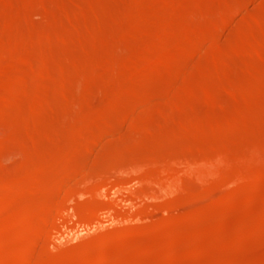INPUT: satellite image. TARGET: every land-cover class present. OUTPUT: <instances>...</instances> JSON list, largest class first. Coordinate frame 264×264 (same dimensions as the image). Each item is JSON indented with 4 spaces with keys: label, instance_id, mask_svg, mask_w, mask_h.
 <instances>
[{
    "label": "rangeland",
    "instance_id": "obj_1",
    "mask_svg": "<svg viewBox=\"0 0 264 264\" xmlns=\"http://www.w3.org/2000/svg\"><path fill=\"white\" fill-rule=\"evenodd\" d=\"M9 1L13 3L15 2V4L10 3ZM38 1L37 0H3L2 2V0H0V31H1L0 33L2 34L0 35V37L2 36L1 40L2 38L4 39L3 42L0 40V44L7 46L8 44H11L15 40H17L16 42H18L19 41L18 39L22 38L20 34L23 35V40L20 39L19 41L20 46L18 47L20 48L18 49V53L27 52L34 59L42 60L40 62L48 61L50 63L51 70H53L55 73L52 76V78H47L45 80H42L44 81L42 83H46L47 85L50 86V88L52 89V97L54 96L53 98H56L57 102L54 103L55 105L51 104L52 106L49 105V107H47L44 111L35 115V109L39 107V104L42 100V96L33 93L34 95L29 97L24 103L16 105L15 107L13 106L12 108H10L11 110L8 111V113L2 116L3 118L2 117L0 118V119H3L1 120L2 122H0V124H2V126L0 125V145L3 142H7V143L9 141L17 142V145H15L16 143L15 144L8 143L3 148L0 149V173H1L0 176L1 177L3 176L2 178L0 177V180H1L0 183L4 181V179L5 181H7V182L5 181L2 182L3 184L1 183L0 186L1 187L2 185L6 186L8 182L9 184H11V182L16 183V184L20 182L21 185H25L24 180L25 182H27L31 179L34 181L36 179L39 182L42 181L43 185L47 183L45 186L48 188H55L56 190L58 188V190L61 189L62 191L57 190L56 193L53 194L54 196L52 195L50 197L51 194L49 193L39 195V194L33 193L32 191L25 190L22 194H19V196L9 194L10 196L8 195L6 197L7 206H9L7 208L11 209L12 210L11 212H16L17 210L19 211V213L24 214V210H26V208L31 206L30 208H33V210L35 211V216L33 219L35 222H37V225L39 224V226L40 225L42 226L43 221H46L47 219H48V224L45 223L47 224V228L45 226L46 229L43 227L45 234L43 233L41 237L36 239L39 242L42 241L41 243L38 242V244L41 247H39L40 251H36L35 253L32 254V256L30 257L31 261L28 260L29 262H26V261L24 262L22 261V259L17 258L16 256H15L16 258L14 256H11L13 258L12 260L11 257L8 256L9 254H7L8 251H12L11 249L15 247L16 245L17 246L20 245V247L24 246V244L30 245L33 240L30 241L29 238H26L25 240L22 241V240H18V238H15L16 232L20 227V222L16 220L15 218H13L11 215H9L7 209H3L2 211H0V216H1L0 217V230H1L0 236H2L4 233H7L9 236V241L7 243L9 246H11L9 247L6 243V245H4V247L0 250L1 252L0 260L2 261L6 259L5 262H7L8 264L10 263L12 264H38L40 262L41 263L45 262L43 261V259L46 260L45 264H54V263L55 264H65V263L66 264L67 263L76 264V262H78L77 260H79L80 257H85L83 255H89L87 257H90V256L92 257V254L94 255L96 252L100 250L98 249L99 247L101 249L102 247L106 248L108 254L109 253L111 254V255L109 254V257L110 258L115 257L113 258V260H115L116 258L117 260H119L121 259V257L119 256L120 258H118V255H122L121 254L122 250L117 249L115 253L116 249L113 248L112 245L116 242V240L117 241L120 240L122 242L125 241V243L129 245L131 244V246L135 244L133 247L139 246L145 251L148 249L144 257H142L144 259L139 260V264H160V263L161 264H201V263L202 264L203 263L204 264H264V236H263L264 227L261 230V233L263 234L260 233L254 236L255 233L253 231L255 230V220H257L258 216L259 217L261 216L262 209L264 208V194H263L264 188H256V186L251 183L252 181H250L251 185L249 186L248 184L249 187L247 186V189L245 192L246 194L247 192H249L248 195H250V197L252 195H256L258 199H260V197L263 198V199L261 198L260 200H258L259 205L251 211L250 218H247L246 215H244L248 208V200L250 198H248L249 197L248 195L245 196V193H244L245 190H243L241 193L238 194V197L240 195L241 198L239 197V199L243 201V212L244 213L241 212L240 214H234V210L232 211V208H229L226 211V213L228 212L227 217L229 219L226 217V220L224 223H218L219 220L217 219V216L219 218L221 211L222 212L224 211L223 199L225 200V198L229 197L230 194L232 195L234 190L236 189L237 185L235 186V184H237L236 183L237 181L235 180L240 179V177L238 176L241 175L242 173L244 175L246 174L245 176L252 175V172L254 169L249 170V166L251 165V163L249 162H252V165L255 162H257V165L259 164L257 167L262 165V167L261 166L260 168L255 167V169L256 168L261 169L263 168V165H264V149H263L264 146H261V145H264L263 144L264 143V124H263L264 122L263 121L264 120L263 119L264 118V114H263L264 113L263 112L264 93H262L264 92V89H263L264 88V59H263L264 49L262 51L263 53L262 58L256 61L254 60L255 58H254L253 52L249 50L250 52L248 53V50L246 51L247 46L250 44V42H252L251 41L252 39H253L252 44H254L255 41L257 40H258L256 42L257 44L262 43L261 40L259 41V39H257L256 35L258 36V34L261 32L264 34V29L261 28L262 31H260V29L257 28L259 29L260 31L259 32L253 26L252 27L246 26L244 28L242 25L244 23L243 21L247 19L248 16H249V19H252L253 17L257 15L259 16L260 14L261 16H263L264 0H248L249 2L248 4H246L243 11L240 12L241 14L238 13L239 15H236L235 18L228 25H225V26L221 24V21H222L221 12L222 10H224L226 4H228V1H231V0H181V1L178 0V2L177 0H175V2L173 3L174 4L173 7L171 6L167 10H163L160 4H154V5H149V6L142 8L143 9L141 10L142 12L141 11L137 12V10H135L134 12V9H133L134 0L132 1L131 0H121V1L120 0H108L109 2L113 1L111 4L108 3L107 0H99V1L97 0V2L96 0H82V1L81 0H60V1L58 0H49V1L48 0H38ZM115 1L116 3H114ZM50 2L52 3L50 4ZM81 2H84V3L82 4ZM37 4L40 5L41 8ZM18 7L20 10L18 9ZM122 8L124 9L125 12L122 11ZM4 10L6 11L8 10V12ZM79 10H80V14H79ZM131 13H134V14L137 13L138 15L144 16V17H152L153 19L152 21L148 23L146 22L142 25H138L135 22V18L133 17ZM76 14H79L80 16ZM242 14H245L244 16L245 17L247 16V18H245ZM113 15H114V18H113ZM16 16L18 17L16 18ZM92 16L93 18H91ZM3 19H5V21ZM20 21H21V24H20ZM171 21L176 22V26L174 27L178 32H181V31L187 32L189 30L197 29L202 26L208 27L207 29L209 31L211 30L210 32L212 33L215 31L213 34H216V38L218 40H221V42L219 41L220 45L222 44V41H223V44L221 46H224L225 44H227V47H229L228 44L230 45L229 49L231 50H229L228 48H226V46H224L225 50L221 49L222 51L218 52L217 54L221 58L222 56H225V55H226L225 56L226 58L228 56L227 62L230 65L228 64L227 67L224 69L223 68L218 69V67L215 65V61H216L215 58H214L215 61L213 62V58H211V56H208L207 54L208 53V47H207V49L205 48V50L207 51L205 52L203 51L206 55L202 52L198 55V57L196 55H194V57L189 56L190 58L189 61L187 59L188 57L185 58L184 61H178L176 64H174L175 66L174 65L170 66L171 68L161 67L162 69L163 68L164 69L162 70L160 68V71L156 70L153 73V75H151L150 77L152 78V80H149L147 82L148 84L142 87L138 92H135V94L134 92L133 94L131 93L129 95L126 94V91L128 92V90L131 89V87L134 85V82L131 80H123V79L116 77V75H114V72L108 69V66L115 65V63L118 62L116 66L120 69H123L126 66L130 65L129 62L131 58L135 56L137 58L141 57L144 54V51L148 48V46H150L152 42H154L157 39V36L162 31H164L166 25L170 23ZM3 22L4 23L6 22V23L4 24ZM23 23L24 25H22ZM240 26H242V28ZM12 27H15V28H12ZM19 27H21V29H19ZM219 27L221 29H219ZM97 28H99V31ZM117 28L118 29L120 28L119 31ZM39 29H41L42 31L44 30V31L40 32ZM22 30H25L26 32ZM246 32L248 34H246ZM14 34H17L16 36L18 38L14 37ZM234 34L235 36H233ZM261 34H259L260 36L258 37L260 38L263 37V34L262 35ZM5 36L6 37L8 36L7 40ZM31 36H33L34 39ZM44 36H51V42L47 44L46 47L45 45H42V44L39 45V41ZM155 36H156V39H155ZM13 38H14V41H12ZM246 39H248V41L250 42H248ZM8 40L9 41L11 40V41L9 42ZM31 40L32 42H30ZM21 41L23 42L22 44H21ZM262 41H264V37ZM247 42L248 44L246 45ZM244 44L246 46L242 47L244 46ZM263 45H264V42H263ZM231 46L234 47L235 52ZM29 47L30 49H28ZM125 49L127 50L126 52H125ZM223 50L225 51V53L232 54L233 52L234 53L232 54L233 57L231 56V54L224 55ZM226 50L228 52H226ZM244 53L250 56H247ZM203 55L205 56V58ZM202 57L204 59H202ZM237 57L239 58L237 59ZM248 57L252 61H254L255 64L257 62L258 65H255L252 61H251L252 63L250 62L251 64L248 63V61L250 60ZM233 58H236V59H233ZM185 61L186 63H184ZM232 61L234 64L230 63ZM194 62L196 66L194 65ZM22 64L23 63H19V62L14 63V61L10 63L9 61L8 62L4 61V63L0 62V69L3 68L4 70L9 71V69H12L13 67L14 68L17 67L16 69L25 68L26 64H23V65ZM182 64H184L185 66L184 65L182 66ZM205 65L208 68L205 67ZM61 66H65V67L69 66L68 71L60 72ZM211 66H212L213 71L211 69ZM190 68H192V71ZM87 69H89V72ZM166 69H168L169 72H167L168 70ZM177 69L179 72L177 71ZM183 71L184 73L186 72V76L183 74ZM170 73H174L172 75H175V76L177 75V77L173 76V78H171L172 76L170 75ZM165 75L166 76L168 75L167 76L168 78ZM219 75L221 76L222 79H220ZM66 78H71L73 82L75 83H73L72 89L66 92L65 95H63L61 93V84ZM216 78L221 80L223 83H226L225 85L227 86V90H225L227 92L225 91L223 92L222 97H220L221 100L212 99L211 97L207 95L209 92H212L217 86V82H215L217 81ZM186 79H188L189 81ZM77 80L79 82V85L76 83ZM174 80L178 81L179 83L181 82L182 83L179 84L175 82ZM170 81H171V84L175 82L177 85L178 84L179 85L177 86L176 84L174 85L172 84L171 86V84H169ZM253 81L255 82L256 85L258 84L259 86L250 85L252 84ZM38 82H41V81H38ZM38 82L36 83V80L34 79L29 80V87L33 90V92L35 91L34 89L38 87L39 85ZM160 82H161V85H160ZM165 82L167 83L168 86L163 85L165 84ZM185 83H187L188 86L189 85L195 86L197 84L198 86L196 85L195 87H197L198 89H200V87H203V89H201L202 91L198 90L197 93L201 91L203 93L202 97L204 96L205 99L202 98L201 95H200L201 99H198L199 95L197 94L195 98L194 97L187 98V96L185 95L183 96L181 95L179 97L178 94H179V90L181 89L180 86L181 87L185 86L186 85ZM36 84L38 85L35 86ZM213 85H214V89H213ZM73 86L76 88L74 89ZM164 86H165V89L163 88ZM175 86H176V89H175ZM0 87H2V84L0 85ZM156 87L157 88L159 87V88L157 89ZM169 87L170 88L172 87L174 91L170 89ZM260 87L262 90H260ZM85 90L86 91L88 90L91 93L86 94L84 93ZM250 91H252V93H250ZM5 92H6V88L5 86H3L2 91L0 89V96L3 95ZM121 94L123 97H127L125 98L126 104H127L126 105L127 110H125L126 108H123L121 105H116V109L118 110L115 109V111L109 115L108 122L110 123H107L109 125L104 124L103 122L94 123V121H98L97 115L100 114L101 111L107 107V105H109L110 96L116 95V96L121 97ZM72 97H73V100H72ZM31 98L33 100H31ZM77 100H79L81 103H79V101ZM172 100H174L175 102ZM176 100L178 102H176ZM84 101L86 102L84 103ZM143 103L144 105L148 106V109H145V110L140 109L135 113L130 112V110L135 107L134 104L137 105V104H143ZM219 105L221 106L219 107ZM222 105L224 107L226 105L227 110L224 107H222ZM217 109L219 110L218 111L219 114L216 113ZM214 110H216V112ZM25 111L27 112V114L25 113ZM227 111L231 114L229 115ZM116 113L117 115H115ZM16 114H18L17 117H16ZM245 115H247L246 117H249V118H246ZM260 115L261 117H259ZM260 118L262 119V121H260L261 120ZM86 119L88 120L93 119V124L91 125V127L83 129V124ZM200 119L201 120L203 119V122ZM229 119H231L230 122H229ZM245 119L247 120L245 121ZM215 120L218 123H216ZM25 121H26V124L24 125L23 123ZM190 121L193 122V124ZM231 122L232 123L234 122V125H235L234 127L237 129L231 128V126H229V125H232ZM80 123L81 125H79ZM136 123H139V124L135 125ZM185 123H186V126H185ZM227 123H228V126H227ZM248 123H251V124H248ZM204 124H206L205 126L207 128H205ZM217 124L218 126H216ZM211 125L214 127H212ZM131 126L138 127L139 129L134 130V128L132 129ZM189 126H192L191 130L192 128L194 129L196 128L195 129L196 132H194L193 130H192L193 132L190 131ZM225 126H227L226 128L230 127L232 130L234 129L236 132L234 130L230 131V128H228V132H227L226 128H224ZM200 127L205 130L204 134L200 132V131H204L203 129L199 130ZM178 128L179 130L182 128V130L177 131ZM184 128L187 129L188 131L187 134L190 133L191 135L192 133H195L194 135H192L193 138L190 135H189L190 137H188V135L186 133L185 135L183 132L182 135H185L184 137L177 135V136H180L181 138L183 137L181 142H179L180 141L179 139H181L180 137L178 138L179 141H177V138H175L177 136H175L173 139V135L179 134V132L181 131L187 132L186 129ZM216 129L217 130L219 129L220 132L219 130L216 131ZM221 129H222V132H221ZM174 130L177 133L174 134ZM47 131L48 133H46ZM170 131L172 132V135H170L171 134ZM96 132L99 135L104 134V136L102 135L101 136L102 138L100 137L98 139L96 138L98 137ZM94 133L97 135L96 137H93L95 136ZM166 134L170 136V137L168 136L170 141L167 140ZM197 134L200 136L201 134H203L202 138L203 137L204 138L202 139L200 136L197 137L196 136ZM43 135L46 136V139H45V136ZM48 136L49 138H47ZM89 136L91 138H88ZM10 137L12 139H14L15 137V141L14 140L11 141V139H9ZM56 137H58V139H56ZM103 137L104 139L106 138L107 140L106 139L104 140ZM34 139L36 140V146L33 144L31 145L33 146V149H34L33 150L32 147L30 146L31 143L29 142L32 141V143L33 142L35 143ZM44 139L46 140V142ZM152 139L154 141V144L155 143L162 144V147H160L159 144L156 145L157 147L154 146L153 141H151ZM226 139L228 140L226 141ZM165 140L168 141V143L165 142L166 145L164 144ZM24 141L26 142L29 141L27 142L29 145L25 144L26 142ZM90 141H93L94 145L90 144V145L85 146L84 143L90 142ZM216 141L219 142V145ZM42 142L44 143V145H46V147L48 145V147L47 148L45 146L43 147ZM71 142L74 145L71 144ZM151 142H152L151 145L153 146L149 145ZM169 142H173V143L169 144ZM78 144L79 146L80 145L83 146L82 150H84V152L81 150L82 146L77 147ZM12 145L14 146V148L12 147ZM220 145L221 146L223 145V146L220 147ZM89 146H91V149L89 148ZM217 146L221 150H223L222 154L221 152H219L221 151L220 149L219 151L217 150L218 148ZM27 147H28V150L30 149V151L32 152L30 153L28 151V153L31 154V155L29 154L30 157L32 156L31 158L29 157L28 153L25 154V152L27 151L26 150ZM122 147L125 150L123 152L125 154L122 153V150H123ZM136 147L137 148L139 147V148L137 149ZM48 148H51V150L50 151L47 150ZM134 148L137 149V151ZM140 148L142 149V152L144 154L141 152ZM156 148L157 149L159 148V149L156 150ZM42 149H44L43 152H42ZM74 149L77 153L73 151ZM152 149H155L156 151ZM227 149H229L230 151ZM254 149L257 150L256 151L257 153H260L259 154L260 158L256 156L258 154L255 155ZM151 150L155 151L156 153L155 152L151 153L152 152ZM224 150L227 152L226 155L224 153L225 152ZM45 151L46 152L49 151L47 153L48 155L45 154ZM134 151H135V154H133ZM138 151L141 152L142 154L139 153ZM207 152L212 154L213 156L209 155L212 157L210 160L207 157V160L205 163H207L208 160H209L208 161L209 163L205 164L204 163L205 159L203 158L205 157V155L206 156L208 155ZM251 152H253L252 153L253 155L251 154ZM60 153L62 154L60 155ZM246 153L247 155L250 154L247 158H246L247 156ZM87 154H90V155H87ZM120 154H122V156ZM189 154H191V156L189 157L191 160H193L192 158L194 157L195 160L197 161V163L195 162L196 163L195 167L193 166L195 165L193 164L195 160L191 161L192 164L191 162L189 163L190 166L191 165L193 166V167L191 166V169L192 168L196 169L197 166L199 167V165L197 164H200L201 167L199 168H201L200 170H202V167L207 165L205 166L207 167V169L203 167L202 174H200L201 171L198 172L197 174H194L196 171L192 170L191 172L192 175L190 176L191 174L189 173L190 171H188L189 175H187L186 168L189 167V165L187 166V164L190 160L187 162V164H185V162ZM75 155L77 156L75 157ZM151 155L152 157L157 158L156 161L158 162H156L154 158H153L154 159V162H153L152 161L153 159L151 160ZM234 155H237V156H234ZM123 156H124V159H123ZM238 156H239L238 160L243 164V167H245V169L242 167L241 163L237 161ZM251 156H253L254 158ZM227 157H232V158L229 159ZM240 157H244L246 160ZM121 158H122V161H121ZM31 159L32 161H30ZM225 159H228L229 161ZM253 159L255 160L254 163H253L254 161ZM200 160H202L203 162L202 161L200 162ZM211 160H213L214 163L211 162ZM244 161H248V164L250 165H248L247 162H244ZM30 162L32 163L29 166L28 164ZM55 162L57 163V165ZM238 162L240 164L239 169H237L239 165ZM34 163L35 164L37 163L38 169L34 168L35 167ZM65 163H66V167L70 166L69 168H71V171L65 177L67 181L64 178L61 179L62 178L61 172H63V170L65 169L64 167ZM151 163H154L156 167H154V165ZM158 163L161 165H159ZM164 163L168 164L169 170L164 169V168H167ZM201 163H204L205 165L204 164L202 165ZM42 164H44L45 166L47 165V166L46 167L44 165L42 166ZM73 164L75 165V167L72 166ZM149 164L151 166L153 165L154 169L150 168L151 169L150 170ZM32 165L34 166L32 167ZM107 165H109V167H107ZM211 165H217L219 167L216 168V166L214 167L212 166L211 168L209 167ZM235 165L237 167H235ZM26 166L27 168L32 167V169L34 168V170H31V168L30 170H28L27 168H25ZM161 166L162 167L164 166L162 170L159 169ZM39 167L42 168L45 173L42 172L43 174L39 173L41 174L39 175L38 171L42 170V169H39ZM47 167H48V171L46 170ZM76 167H79V168H76ZM181 167H183L182 171L185 172V173L181 172L183 173V175H181L180 173L181 170L179 171ZM240 167H242L243 169L241 170ZM253 167H250V168H253ZM82 168H84L85 170H83ZM213 168H215L214 171H212ZM35 169L37 172L35 171ZM57 169L59 170V172L56 171ZM175 169H177L178 171L175 172L174 171ZM226 169H228V171L229 170L231 171L232 169V172H229V175H232L231 173H233V171L234 173H236V176H237V177L235 176L236 179L233 177L235 179L234 180L235 184L229 183V181L228 183L225 182L222 184L221 180L218 181V179L221 178L220 176L222 175V173H224ZM147 170L150 172L152 171V173L154 172L153 175L150 173L153 177L149 174V172L147 173ZM163 170H166V174H167V171H171V173H169L171 175L167 174L166 176L167 179L158 178V177H161V175L157 174V171L161 173L163 172ZM220 170H223V172L221 173ZM247 170L250 171V173L248 172L249 174L247 173ZM262 170H264V168ZM33 171H35L36 173ZM53 171L55 172V175ZM79 171L80 173L81 172L82 173L81 174L77 173V174H80L81 176L76 175L77 177L75 178L74 177L75 173ZM173 172L175 174H173ZM32 173L33 174L35 173L34 174L35 178H33L34 175ZM49 173L51 174L49 175ZM163 173H164L163 175L165 176V171ZM177 173L180 175V176L178 175L180 178L177 177L176 179L175 177L177 176ZM36 175H38V177H36ZM47 175L49 176L47 177ZM234 175L235 174H233V176ZM5 176L6 178H4ZM8 176H9V180L7 178ZM10 176L11 177L13 176V177L11 178ZM147 176L149 177L151 176L152 178L156 177L155 180L156 179L157 180L154 181V179L148 178ZM164 176L162 178H164ZM168 176H171L172 180H168L170 179V177ZM173 176H174V180L172 178ZM242 176L243 175H241V177ZM46 177L47 179H45ZM19 178H23V179L21 180ZM41 178L45 180V182L47 180V182L45 183ZM14 181H17V182H14ZM74 181L78 182L77 185ZM61 182H62V186L65 185L64 187L61 186ZM52 184L54 185V187L52 186ZM256 189L257 191L258 190H261V191L260 192L258 191L257 193ZM251 191L256 192V194L254 192L251 193ZM55 195L57 197H55ZM244 196L246 198H244ZM30 197L32 199L31 202H30L31 199H29ZM10 198L11 200H9ZM38 198H41L42 200L41 204L39 203L35 204V200H37ZM14 199H16L15 202H13ZM27 201L29 203H27ZM43 201H45V203ZM221 203H223V205ZM12 204L14 206H12ZM46 208H48V210L51 208L50 213L52 211L53 214L49 213V214L43 215L41 212L43 209H46ZM230 209H231V212H230ZM4 212H6L7 214ZM4 214H6V217ZM201 214L205 216H209L208 218L211 220V223L208 224V222L207 223L199 222L198 219L200 216H202ZM215 214H216V218H215ZM48 217H50V220ZM51 217L52 218L54 217L52 219V222H51ZM212 220L213 222L216 220L215 221L216 225L212 223ZM251 221H253L252 225L251 223H249ZM1 222L3 223V225L1 224ZM167 226L172 227L173 231L176 234L180 235L182 232L180 236L184 239L182 240L184 242L181 241L180 243L174 246L175 248L177 247L176 250H174V247H173V251H172L173 253L168 252L166 250L167 242L164 240L165 238L163 234ZM203 227H205L206 229H202ZM158 228L161 230H159ZM178 228L180 231L178 230ZM241 228L242 229L250 228L251 232L245 233L243 232ZM157 229L159 233L158 231L155 232ZM190 230L194 231L193 232L194 234L191 231L189 235L188 232H190ZM203 230L204 231L206 230V231L204 232ZM241 230L242 232H240ZM220 231H222V236L220 237L219 242L217 241L216 242L217 244L215 243L214 247L208 250L207 252V254L209 253L208 255L206 254L203 256V258H201L202 256L199 255L197 252L198 248H201L203 246L205 247L206 238H209L211 236H217ZM259 235L260 237H258ZM189 238H192L193 240L192 239L190 240ZM129 239L134 243H132ZM126 241H128L129 243ZM187 241L188 242L191 241V242L188 243ZM22 242H24V244ZM154 242L155 243L157 242V243L155 244ZM220 242L222 245L220 244ZM146 243L147 245H149L147 248L145 247ZM158 243L160 244L157 245ZM193 243L195 244V246H198L199 244L200 247H197V248L194 246H190L191 248L188 247V245H193ZM200 243L203 245H201ZM5 246H8V247H5ZM155 247L158 248L159 250L158 253L157 251H153ZM192 247L193 249L195 248V250H193ZM5 248H7L8 250H5ZM9 248L11 249L9 250ZM96 249L98 250L96 251ZM181 249H182V252H181ZM2 250H4V252H2ZM149 253L152 257H149L150 256ZM5 255H6V258H5ZM130 256L131 257L129 259L133 260L132 259L133 255H130ZM162 256L163 258H161ZM177 256H178V259L174 260L173 257L175 258ZM153 257H154V260H153ZM39 259L40 261L38 262ZM32 260H33V263H32ZM141 261L142 263H140ZM35 262H38V263H35Z\"/></svg>",
    "mask_w": 264,
    "mask_h": 264
},
{
    "label": "bare ground",
    "instance_id": "obj_2",
    "mask_svg": "<svg viewBox=\"0 0 264 264\" xmlns=\"http://www.w3.org/2000/svg\"><path fill=\"white\" fill-rule=\"evenodd\" d=\"M38 1V0H37ZM49 1V0H48ZM58 1H60V0H58ZM82 1V0H81ZM99 1V0H98ZM121 1V0H120ZM132 1V0H131ZM181 1V0H180ZM2 2H3V0H2ZM10 2V1H9ZM36 2V1H35ZM39 2V1H38ZM55 2V1H54ZM65 2V1H64ZM96 2H97V0H96ZM107 2L108 3H112L113 1H111V2H109L108 0H107ZM175 2V0L173 1V0H134V12H135V10H137V12H139V11H141V10H143L142 8H144V7H146V6H149V5H154V4H160V6H161V8L163 9V10H167V9H169L171 6L173 7V3ZM177 2H178V0H177ZM212 2V1H211ZM248 0H231V1H228V4H226V6H225V8H224V10H222V12H221V24L223 25V26H225V25H228L234 18H235V16L236 15H239L238 13H240V12H242L243 11V9L245 8V6H246V4H248ZM6 3V2H5ZM10 3H13V2H10ZM31 3V2H30ZM41 3H42V1H41ZM52 2H50V4H51ZM82 4L84 3V2H81ZM87 3V2H86ZM107 3V4H108ZM114 3H116V1L114 2ZM127 3V2H126ZM8 4V3H7ZM13 4H15V2L13 3ZM38 4H40V3H38ZM37 4V5H38ZM47 4V3H46ZM50 4H48V5H50ZM54 4V3H53ZM52 4V5H53ZM56 4V3H55ZM60 4H62V3H60ZM59 4V5H60ZM81 4V5H82ZM98 4H100V3H98ZM180 4V3H179ZM185 4V3H184ZM30 5V4H29ZM76 5V4H75ZM79 5V4H78ZM89 5V4H88ZM87 5V6H88ZM127 5V4H126ZM38 6H40V5H38ZM87 6H86V8H87ZM110 6V5H109ZM125 6V5H124ZM133 6V5H132ZM47 7H49V6H47ZM97 7V6H96ZM95 7V8H96ZM98 7H99V5H98ZM12 8V7H11ZM40 8H41V6H40ZM67 8V7H66ZM84 8V7H83ZM94 8V9H95ZM101 8V7H100ZM3 9V8H2ZM18 9H19V7H18ZM24 9V8H23ZM28 9V8H27ZM69 9V8H68ZM77 9V8H76ZM20 10V9H19ZM34 10V9H33ZM70 10V9H69ZM81 10V9H80ZM80 10H79V14H80ZM103 10V9H102ZM197 10V9H196ZM195 10V11H196ZM4 11H6V10H4ZM16 11V10H15ZM25 11V10H24ZM99 11V10H98ZM122 11L123 12H125L124 11V9L122 8ZM213 11V10H212ZM257 11V10H256ZM260 11V10H259ZM6 12H8V10L6 11ZM67 12V11H66ZM86 12H88V11H86ZM97 12V11H96ZM100 12V11H99ZM102 12V11H101ZM142 12V11H141ZM140 12V13H141ZM82 13V12H81ZM95 13V12H94ZM122 13V12H121ZM139 13V14H140ZM175 13V12H174ZM197 13V12H196ZM256 13V12H255ZM258 13V12H257ZM262 13H263V11H262ZM9 14V13H8ZM20 14V13H19ZM68 14V13H67ZM79 14H76V15H79ZM93 14V13H92ZM91 14V15H92ZM132 15H133V17L135 18V22L138 24V25H142V24H144V23H148V22H150V21H152V17H144V16H140V15H138L137 13H131ZM143 14V13H142ZM241 14V13H240ZM246 14V13H245ZM245 14H242L243 16L245 15ZM22 15V14H21ZM24 15V14H23ZM73 15V14H72ZM75 15V16H76ZM88 15V14H87ZM95 15V14H94ZM101 15V14H100ZM118 15V14H117ZM127 15V14H126ZM168 15V14H167ZM4 16V15H3ZM13 16V15H12ZM80 16V15H79ZM166 16V15H165ZM255 16V15H254ZM263 16H264V14H263ZM263 16H261V14L258 16H255V17H253L252 19H249V16H248V18H247V16L245 17V18H247V19H245L243 22V27L245 28L246 26H250V27H255L256 29L257 28H259L260 29V31H262L261 30V28L262 29H264V17ZM10 17V16H9ZM18 16H16V18H17ZM63 17V16H62ZM90 17V16H89ZM120 17H121V15H120ZM124 17V16H123ZM132 17V18H133ZM178 17V16H177ZM244 17H242V18H244ZM4 18V17H3ZM23 18H24V16H23ZM49 18H50V16H49ZM73 18V17H72ZM71 18V19H72ZM80 18H82V17H80ZM91 18H93V16L91 17ZM95 18H97V17H95ZM113 18H114V15H113ZM112 18V19H113ZM133 18V19H134ZM4 21H5V19H3ZM19 20V19H18ZM64 20V19H63ZM74 20V19H73ZM73 20H71V21H73ZM172 20V19H171ZM91 21V20H90ZM94 21V20H93ZM118 21V20H117ZM236 21H238V20H236ZM14 22V21H13ZM23 22H24V20H23ZM95 22V21H94ZM110 22V21H109ZM4 23V22H3ZM6 23V22H5ZM4 23V24H5ZM26 23V22H25ZM92 23V22H91ZM97 23V22H96ZM95 23V24H96ZM119 23V22H118ZM13 24H15V23H13ZM17 24H18V22H17ZM20 24H21V21H20ZM28 24V23H27ZM76 24V23H75ZM101 24V23H100ZM116 24H117V22H116ZM187 24V23H186ZM8 25V24H7ZM6 25V26H7ZM11 25V24H10ZM22 25H24V23L22 24ZM70 25V24H69ZM98 25V24H97ZM256 25V26H255ZM258 25V26H257ZM17 26V25H16ZM15 26V27H16ZM27 26V25H26ZM34 26V25H33ZM83 26V25H82ZM93 26H94V24H93ZM174 26H176V22L175 21H171L170 23H168L167 25H166V27H165V29H164V31H162L158 36H157V39H156V36H155V41L154 42H152V44L150 45V46H148V48L144 51V54L141 56V57H139V58H137L136 56L135 57H132L131 58V60H130V65H128V66H126L125 68H123V69H120V68H118L116 65H117V63H115V65H110V66H108V69L110 70V71H113L114 72V75H116V77H118V78H120V79H123V80H131V81H133L134 82V85L131 87V89H129L128 90V92L126 91V94H133V92H134V94H135V92H138L142 87H144L146 84H148L147 82L149 81V80H152V78H150L151 77V75H153V73L157 70V71H160V68L161 67H170V66H173L174 64H176L178 61H184V59L185 58H187L188 59V61H189V56H192V57H194V55H196L197 57H198V55L200 54V53H202L203 51L205 52V51H207V50H205V48L207 49V47H208V56H211V58H213V62L215 61V65L218 67V69H221V68H226L227 67V65L229 64L228 62H227V60H228V56H227V58L225 57L226 55L225 54H231V53H225V49H224V46H226V48H230V45L228 44V46L229 47H227V44H225L224 46H221L222 44H223V41H222V44L220 45V42H221V40H218L217 38H216V34H213L212 32H210L207 28L208 27H205V26H202V27H200V28H197V29H193V30H189V31H187V32H183V31H181V29H180V31L181 32H178L176 29H175V27ZM197 26V25H196ZM10 27V26H9ZM15 27H12V28H15ZM24 27V26H23ZM31 27V26H30ZM30 27H28V28H30ZM101 27V26H100ZM103 27V26H102ZM156 27V26H155ZM215 27V26H214ZM213 27V28H214ZM241 28H242V26H240ZM250 27H248V28H250ZM27 28V29H28ZM34 28H36V27H34ZM37 28H39V27H37ZM41 28V27H40ZM91 28V27H90ZM95 28V27H94ZM112 28V27H111ZM212 28V29H213ZM225 28V27H224ZM239 28V27H238ZM244 28H243V30H244ZM19 29H21V27H19ZM32 29V28H31ZM98 29V31H99V28H97ZM97 29H96V31H97ZM102 29V28H101ZM118 29V28H117ZM120 29V28H119ZM119 29H118V31H119ZM219 29H221L220 27H219ZM223 29V28H222ZM255 29V30H256ZM259 29H257L258 31H259ZM7 30V29H6ZM16 30V29H15ZM38 30V29H37ZM40 30V32L42 31L41 29H39ZM242 30V31H243ZM253 30V29H252ZM22 31H24V32H26L25 30H22ZM28 31V30H27ZM33 31V30H32ZM44 31V30H43ZM42 31V32H43ZM90 31H91V29H90ZM218 31V30H217ZM221 31H223V30H221ZM259 31V32H260ZM1 32V31H0ZM2 32H3V30H2ZM17 32V31H16ZM23 32V33H24ZM81 32V31H80ZM124 32H125V30H124ZM133 32V31H132ZM10 33V32H9ZM13 33H14V31H13ZM28 33V32H27ZM36 33V32H35ZM39 33V32H38ZM77 33V32H76ZM82 33V32H81ZM93 33V32H92ZM100 33V32H99ZM117 33V32H116ZM146 33V32H145ZM212 33V34H211ZM220 33V32H219ZM237 33V32H236ZM253 33H254V31H253ZM258 33V32H257ZM262 33V32H261ZM261 33H259V34H261ZM8 34V33H7ZM6 34V35H7ZM52 34H53V32H52ZM51 34V35H52ZM125 34V33H124ZM243 34V33H242ZM246 34H248L247 32H246ZM258 34V36H260ZM263 34V33H262ZM261 34V35H262ZM0 35H2L1 33H0ZM5 35V34H4ZM17 34H14V37H16V38H18L17 36H16ZM31 35V34H30ZM35 35V34H34ZM102 35V34H101ZM122 35V34H121ZM215 35V36H214ZM237 35V34H236ZM255 35H256V33H255ZM20 36L22 37V38H20V39H22L23 40V35H21L20 34ZM95 36H97V35H95ZM94 36V37H95ZM132 36V35H131ZM233 36H235V34L233 35ZM240 36V35H239ZM257 35H256V37H257V39H259V41L261 40V42L262 43H256L257 41H255V43L254 44H252L253 43V39L251 40L252 42H250V41H248V39H246L248 42H250V44L247 46V49H246V51L248 50V53L251 51V52H253V54H254V60L256 61V60H260V58H262V51H263V47H264V45H263V42L264 41H262V39H263V37H264V34H263V37H258ZM2 37V36H1ZM1 37H0V40H1ZM4 37V36H3ZM8 37V36H7ZM7 37L5 36V38H6V40H7ZM13 37V36H12ZM26 37V36H25ZM31 37H33V36H31ZM67 37V36H66ZM87 37V36H86ZM93 37V38H94ZM123 37V36H122ZM238 37V36H237ZM253 37H254V35H253ZM252 37V38H253ZM28 38V37H27ZM38 38V37H37ZM91 38V37H90ZM118 38V37H117ZM116 38V39H117ZM222 38V37H221ZM235 38V37H234ZM245 38V37H244ZM243 38V39H244ZM12 39V38H11ZM20 39H18L19 41H20ZM25 39V38H24ZM33 39H34V37H33ZM32 39V40H33ZM36 39V38H35ZM78 39V38H77ZM238 39V38H237ZM3 38H2V42H3ZM5 40V41H6ZM32 40L30 41V42H32ZM62 40H63V38H62ZM140 40V39H139ZM138 40V41H139ZM150 40V39H149ZM223 40V39H222ZM234 40V39H233ZM9 41V40H8ZM11 41V40H10ZM9 41V42H10ZM12 41H14V38H13V40ZM17 40H15L14 42H12L11 44H8L7 46H4L3 44H0V62H2V63H4V61H9V63L10 62H13L14 61V63H17V62H19V63H23V64H26L25 65V68H21V69H16V68H12V69H9V71H6V70H4L3 68H1L0 69V85L2 84V87L3 86H5V88H6V92L3 94V95H1L0 96V118L3 116V115H5L6 113H8V111H10L11 109L10 108H12L13 106L15 107L16 105H19V104H21V103H24L29 97H31V96H33L34 94H37V95H40V96H42V100H41V102H40V104H39V107L38 108H36L35 109V115H37L38 113H41L42 111H44L47 107H49V105L50 106H52L55 102H57L56 101V98H53L52 97V89L50 88V86L49 85H47L46 83H42V82H44V81H42V80H45V79H47V78H52V76L54 75V71L53 70H51V67H50V63L48 62V61H46V62H40V61H42V60H36V59H34L30 54H28L27 52H23V53H18V49L20 48V47H18V46H20L19 44H20V42L18 41V42H16ZM29 41V40H28ZM98 41V40H97ZM220 41V42H219ZM242 41V40H241ZM29 42V43H30ZM51 42V36H44L40 41H39V45H45V47H46V45L47 44H49ZM127 42V41H126ZM134 42V41H133ZM136 42V41H135ZM141 42V41H140ZM224 42H225V40H224ZM231 42V41H230ZM236 42H238V41H236ZM248 42L246 43V45L248 44ZM23 42L21 41V44H22ZM35 43V42H34ZM33 43V44H34ZM36 44V43H35ZM34 44V45H35ZM94 44V43H93ZM65 45V44H64ZM82 45V44H81ZM104 45V44H103ZM237 45V44H236ZM245 44H244V46H242V47H245L246 46ZM29 46H30V44H29ZM109 46V45H108ZM136 46V45H135ZM138 46V45H137ZM146 46H147V44H146ZM232 46H234V45H232ZM231 46V47H232ZM239 46H241V45H239ZM110 47V46H109ZM123 47V46H122ZM222 47V48H221ZM241 47V48H242ZM31 48H33V47H31ZM96 48H97V46H96ZM233 49H234V47H232ZM237 48V47H236ZM28 49H30V47L28 48ZM65 49V48H64ZM144 49V48H143ZM221 49H224L223 50V54L225 55V56H222V58L221 57H219L217 54H218V52H220V51H222ZM80 50V49H79ZM93 50V49H92ZM102 50V49H101ZM229 50H231V49H229ZM250 50V51H249ZM20 51V50H19ZM127 50L125 49V52H126ZM233 51V50H232ZM244 51V50H243ZM95 52V51H94ZM203 52V53H204ZM226 52H228L227 50H226ZM234 52H235V49H234ZM99 53V52H98ZM133 54V53H132ZM205 54V53H204ZM232 54H234L233 52H232ZM232 54H231V56H232ZM244 54H246V53H244ZM252 54V55H253ZM100 55V54H99ZM202 55V54H201ZM206 55V54H205ZM236 55V54H235ZM234 55V56H235ZM247 55V54H246ZM69 56V55H68ZM204 56V55H203ZM221 56V55H220ZM247 56H250V55H247ZM256 56V57H255ZM264 56V55H263ZM36 57V56H35ZM207 57V56H206ZM233 57V56H232ZM64 58V57H63ZM204 58H205V56H204ZM203 57H202V59H204ZM214 58H215V60H214ZM219 58H221V59H219ZM239 57H237V59H238ZM249 58V57H248ZM251 58H252V56H251ZM40 59V58H39ZM108 59V58H107ZM233 59H236V58H233ZM245 59V58H244ZM250 59V58H249ZM264 59V58H263ZM118 60V59H117ZM209 60V59H208ZM242 60V59H241ZM252 60H253V58H252ZM251 59L248 61V63H250L251 61H252ZM43 61H44V59H43ZM229 61H230V59H229ZM239 61V60H238ZM105 62V61H104ZM206 62V61H205ZM208 62V61H207ZM242 62V61H241ZM254 64H255V62L254 61H252ZM251 62V63H252ZM55 63V62H54ZM99 63V62H98ZM179 63H181V62H179ZM183 63V62H182ZM184 63H186V61L184 62ZM230 63H233V61L232 62H230ZM247 63V64H248ZM250 63V64H251ZM22 64V65H23ZM114 64V63H113ZM193 64V63H192ZM191 64V65H192ZM207 64V63H206ZM234 64V63H233ZM259 64H261V63H259ZM96 65V64H95ZM105 65V64H104ZM184 64H182V66H183ZM187 65V64H186ZM194 65L196 66V64H195V62H194ZM202 65V64H201ZM212 65V64H211ZM230 65V64H229ZM255 65H258V63L256 62V64ZM3 66H5V65H3ZM175 66V65H174ZM185 66V65H184ZM200 66V65H199ZM254 66V65H253ZM69 66H67V67H65V66H61V69H60V72H67L68 71V68ZM190 67V66H189ZM205 67H207L206 65H205ZM246 67H248V66H246ZM251 67V66H250ZM257 67V66H256ZM5 68V67H4ZM52 68H53V66H52ZM102 68H104V67H102ZM171 68V67H170ZM169 68V69H170ZM187 68V67H186ZM195 68V67H194ZM208 68V67H207ZM162 69V68H161ZM164 69V68H163ZM162 69V70H163ZM173 69H175V68H173ZM191 69V71H192V68H190ZM211 69H212V66H211ZM88 70V72H89V69H87ZM166 70H168V69H166ZM182 70V69H181ZM216 70V69H215ZM79 71V70H78ZM177 71H178V69H177ZM190 71V72H191ZM212 71H213V69H212ZM222 71H224V70H222ZM226 71V70H225ZM83 72V71H82ZM167 72H169V70L167 71ZM172 72V71H171ZM179 72V71H178ZM181 72V71H180ZM208 72V71H207ZM227 72V71H226ZM177 73V72H176ZM182 73V72H181ZM204 73V72H203ZM206 73V72H205ZM85 74V73H84ZM161 74V73H160ZM167 74V73H166ZM172 74H174V73H170V75L172 76L171 78H173V76H175V75H172ZM183 74L186 76V72L184 73V71H183ZM211 74V73H210ZM220 74V73H219ZM224 74V73H223ZM236 74V73H235ZM243 74V73H242ZM95 75V74H94ZM113 75V76H114ZM188 75V74H187ZM245 75V74H244ZM244 75H242V76H244ZM249 75V74H248ZM251 75V74H250ZM262 75V74H261ZM166 76V75H165ZM168 76V75H167ZM166 76V77H167ZM184 76V77H185ZM208 76V75H207ZM220 76V75H219ZM86 77V76H85ZM175 77H177V75L175 76ZM184 77H182V78H184ZM200 77V76H199ZM213 77V76H212ZM236 77V76H235ZM106 78V77H105ZM112 78V77H111ZM160 78V77H159ZM168 78V77H167ZM166 78V79H167ZM171 78H169V79H171ZM180 78H181V76H180ZM186 78V77H185ZM218 78V77H217ZM216 78V80L217 81H215V82H217V86L215 87V89H214V85H213V91L212 92H209L207 95L209 96V97H211L212 99H215V100H221V98L220 97H222V95H223V92L225 91V90H227V86L225 85L226 83H223L221 80H219V79H217ZM238 78V77H237ZM248 78H250V77H248ZM247 78V79H248ZM254 78V77H253ZM32 79H34V80H36V83L38 82V81H41V82H38V84H36L35 86H37L38 85V87L36 88V89H34L35 91L33 92V90L29 87V80H32ZM99 79V78H98ZM163 79V78H162ZM178 79V78H177ZM176 79V80H177ZM210 79V78H209ZM220 79H222L221 78V76H220ZM241 79V78H240ZM255 79V78H254ZM253 79V80H254ZM261 79V78H260ZM179 80V79H178ZM186 80H188V79H186ZM225 80V79H224ZM234 80H236V79H234ZM233 80V81H234ZM249 80V79H248ZM262 80V79H261ZM175 81V80H174ZM174 81H172V82H174ZM189 81V80H188ZM201 81V80H200ZM214 81V80H213ZM245 81V80H244ZM263 81V80H262ZM175 82H177V83H179L178 81H175ZM172 83L173 85L174 84H176V83ZM185 82V81H184ZM187 82V81H186ZM254 82V81H253ZM252 82V84H250L249 82V84L250 85H256L255 84V82L253 83ZM73 83H75V82H73V80L71 79V78H66L64 81H63V83L61 84V93L63 94V95H65V93L66 92H68L69 90H71L72 89V85H73ZM76 83L79 85V82H78V80L76 81ZM111 83H113V82H111ZM110 83V84H111ZM117 83V82H116ZM125 83V82H124ZM149 83H151V82H149ZM182 83V82H181ZM181 83H179V84H181ZM234 83V82H233ZM35 84V83H34ZM82 84V83H81ZM159 84V83H158ZM169 84H171V81H170V83ZM172 84H171V86H172ZM178 84V85H179ZM186 85H187V83H185ZM200 84V83H199ZM76 85V84H75ZM109 85V84H108ZM115 85V84H114ZM129 85H130V83H129ZM153 85V84H152ZM160 85H161V82H160ZM163 85H167V83L165 82V84H163ZM177 85V84H176ZM177 85V86H178ZM183 85V84H182ZM183 86V87H181L180 86V90H179V97L182 95H185V96H187V98L189 97V98H195V96H196V94L197 95H199V98L198 99H201V97H202V90L201 89H203V87H200V89H198L197 87H195V86H193V85H187V86ZM247 85V84H246ZM52 86V85H51ZM77 86V85H76ZM126 86H128V85H126ZM168 86V85H167ZM198 86V85H197ZM226 86V87H225ZM256 86H259L258 84L256 85ZM261 86V85H260ZM2 87H0V89H1V91H2ZM74 87V86H73ZM78 87V86H77ZM162 87V86H161ZM174 87V86H173ZM210 87V86H209ZM248 87V86H247ZM76 87H74V89H75ZM130 88V87H129ZM157 88V87H156ZM156 88H155V90H156ZM159 88V87H158ZM157 88V89H158ZM164 89H165V86L163 87ZM170 88V87H169ZM226 88V89H225ZM231 88V87H230ZM232 88H233V86H232ZM254 88H256V87H254ZM116 89V88H115ZM170 89H172V87L170 88ZM175 89H176V86H175ZM197 89V90H196ZM264 89V88H263ZM173 90V89H172ZM198 90H201L200 92H198L197 93V91ZM205 90V89H204ZM228 90H229V88H228ZM260 90H262L261 89V87H260ZM116 91V90H115ZM174 91V90H173ZM208 91V90H207ZM233 91H235V90H233ZM254 91V90H253ZM155 92V91H154ZM157 92V91H156ZM225 92H227V91H225ZM230 92H232V91H230ZM238 92V91H237ZM262 92V91H261ZM34 93V94H33ZM84 93H91L90 91H84ZM143 93V92H142ZM163 93V92H162ZM168 93V92H167ZM201 93V94H200ZM234 93V92H233ZM247 93V92H246ZM250 93H252V91H250ZM262 93H264V92H262ZM115 94V93H114ZM140 94V93H139ZM249 94V93H248ZM111 95V94H110ZM117 95H119V94H117ZM124 95V94H123ZM175 95H177V94H175ZM200 95H201V97H200ZM253 95V94H252ZM72 96V95H71ZM225 96H226V94H225ZM69 97H70V95H69ZM68 97V98H69ZM91 97V96H90ZM198 97V96H197ZM224 97V96H223ZM33 98V97H32ZM31 98V100H33ZM37 98V97H36ZM125 98H127V97H123L122 96V94H121V97L120 96H116V95H113V96H110V98H109V105H107V107L105 108V109H103L102 111H101V113L100 114H98L97 115V120L98 121H94V123H96V122H103L104 124H107V123H110V122H108V120H109V115L110 114H112V112H114L115 111V109H116V105H121L123 108H126L125 110H127V104H126V99ZM178 98V97H177ZM181 98H183V97H181ZM202 98H204V96L202 97ZM220 98V99H219ZM38 99H39V97H38ZM169 99V98H168ZM205 99V98H204ZM35 100V99H34ZM72 100H73V97H72ZM86 100V99H85ZM95 100V99H94ZM181 100V99H180ZM197 100V99H196ZM207 100V99H206ZM29 101V100H28ZM77 101H79V100H77ZM159 101V100H158ZM172 101H174V100H172ZM192 101V100H191ZM70 102V101H69ZM86 101H84V103H85ZM175 102V101H174ZM176 102H178L177 100H176ZM209 102V101H208ZM217 102V101H216ZM37 103V102H36ZM79 103H81L80 101H79ZM91 103V102H90ZM52 104V105H51ZM185 104H187V103H185ZM55 105V104H54ZM134 108L133 109H131L130 110V112H132V113H135V112H137L138 110H145V109H148V106L147 105H144V103L143 104H134ZM221 105H219V107H220ZM54 107V106H53ZM222 107H224L223 105H222ZM228 107V106H227ZM18 108V107H17ZM225 109H226V105H225V107H224ZM229 108V107H228ZM259 108H261V107H259ZM258 109V108H257ZM25 110V109H24ZM116 110H118V109H116ZM227 110V109H226ZM16 111V110H15ZM15 111H13V112H15ZM215 112H216V110H214ZM218 109H217V114H219L218 113ZM223 111H224V109H223ZM229 111H230V109H229ZM236 111V110H235ZM163 112V111H162ZM203 112V111H202ZM213 112V111H212ZM228 112V111H227ZM258 112V111H257ZM263 112H264V110H263ZM25 113L27 114V112L25 111ZM166 113V112H165ZM199 113V112H198ZM209 113H211V112H209ZM229 113V112H228ZM246 113V112H245ZM262 113V112H261ZM10 114V113H9ZM139 114V113H138ZM154 114V113H153ZM215 114V113H214ZM231 113H229V115H230ZM264 114V113H263ZM263 114H261V115H263ZM17 115L18 114H16V117H17ZM88 115V114H87ZM115 115H117V113L115 114ZM142 115V114H141ZM155 115V114H154ZM261 115L259 116V117H261ZM15 116V115H14ZM27 116V115H26ZM89 116V115H88ZM147 116V115H146ZM210 116V115H209ZM211 116H212V114H211ZM215 116V115H214ZM224 116V115H223ZM244 116V115H243ZM247 115H245V117H246ZM91 117V116H90ZM135 117V116H134ZM3 118V117H2ZM140 118V117H139ZM153 118H155V117H153ZM190 118V117H189ZM217 118H219V117H217ZM217 118H216V120H217ZM221 118V117H220ZM225 118H226V116H225ZM231 118V117H230ZM246 118H249V117H246ZM262 118H263V116H262ZM12 119H14V118H12ZM232 119V118H231ZM231 119H229V122L231 121ZM261 119V118H260ZM264 119V118H263ZM1 120H3V119H0V122H2ZM31 120V119H30ZM30 120H29V122H30ZM125 120V119H124ZM201 120V119H200ZM199 120V121H200ZM216 120H215V122H216ZM233 120V119H232ZM247 119H245V121H246ZM249 120V119H248ZM26 121H28V120H26ZM26 121L23 123L24 125L26 124ZM80 121V120H79ZM202 122H203V119L201 120ZM223 121V120H222ZM260 121H262V119L260 120ZM259 121V122H260ZM264 121V120H263ZM191 122V121H190ZM195 122V121H194ZM208 122V121H207ZM212 122V121H211ZM227 122V121H226ZM248 122H250V121H248ZM112 123V122H111ZM192 124H193V122H191ZM216 123H218V122H216ZM219 123H220V121H219ZM222 123V122H221ZM232 123V122H231ZM245 123V122H244ZM72 124V123H71ZM93 124V119H86L85 120V122H84V124H83V129H85V128H88V127H91V125ZM139 123H136L135 125H138ZM195 124V123H194ZM211 124V123H210ZM243 124V123H242ZM248 124H251V123H248ZM262 124V123H261ZM263 124H264V122H263ZM262 124V125H263ZM1 126H2V124H0ZM28 125V124H27ZM26 125V126H27ZM79 125H81V123L79 124ZM107 125H109V124H107ZM144 125V124H143ZM183 125V124H182ZM187 125H189V124H187ZM196 125V124H195ZM206 124H204V126H205ZM215 125V124H214ZM222 125H224V124H222ZM261 125V126H262ZM125 126V125H124ZM145 126V125H144ZM185 126H186V123H185ZM212 126V125H211ZM216 126H218V124L216 125ZM227 126H228V123H227ZM227 126H225L224 128H226ZM229 126H231V128H234V129H237V128H235L234 126V122L232 123V125H229ZM239 126V125H238ZM79 127V126H78ZM132 127V126H131ZM181 127V126H180ZM188 127V126H187ZM191 127L192 126H189V128H190V131H194V132H196V128L194 129V128H192V130H191ZM195 127V126H194ZM212 127H214V126H212ZM134 128V130L135 129H139L138 127H132V129ZM149 128V127H148ZM183 128V127H182ZM182 128L180 129V130H182ZM188 128V129H189ZM205 128H207L206 126H205ZM224 128H222V129H224ZM228 128H230V127H228ZM228 128H226V130H227V132H228ZM230 128V131H233L232 129ZM242 128V127H241ZM251 128V127H250ZM114 129V128H113ZM184 129H186V128H184ZM183 129V130H184ZM199 129V128H198ZM203 128H201L200 127V129L199 130H202ZM215 129V128H214ZM222 129H221V132H222ZM239 129V128H238ZM247 129H248V127H247ZM115 130V129H114ZM116 130H117V128H116ZM118 130H119V128H118ZM145 130V129H144ZM176 130V129H175ZM175 130H174V134L175 133H177V132H175ZM179 130V128H178V130L177 131H180ZM204 130V129H203ZM219 130V129H218ZM217 129H216V131H218ZM252 130V129H251ZM250 130V131H251ZM98 131V130H97ZM108 131V130H107ZM140 131H142V130H140ZM186 131H187V129H186ZM192 131V132H193ZM198 131V130H197ZM225 131V130H224ZM235 131V130H234ZM90 132V131H89ZM92 132V131H91ZM102 132V131H101ZM109 132H111V131H109ZM115 132V131H114ZM184 132V134L186 133H188V131L187 132H185V131H181V132H179V134H176V135H173V139H174V137L175 136H177V135H180V136H185V135H182V133ZM200 132H202L203 134H204V132H205V130L204 131H200ZM199 132V133H200ZM219 132H220V130H219ZM218 132V133H219ZM236 132V131H235ZM241 132V131H240ZM46 133H48V131L46 132ZM106 133V132H105ZM118 133V132H117ZM148 133V132H147ZM170 135H172V132L170 131ZM207 133V132H206ZM232 133V132H231ZM243 133V132H242ZM254 133V132H253ZM95 134V133H94ZM98 135V137H96L97 135ZM96 134H95V136H93V137H96V138H100L102 135L104 136V134H98L97 132H96ZM113 134V133H112ZM111 134V135H112ZM169 134V133H168ZM168 134H166L167 135V140H169V138H168ZM195 133H192L191 135H190V133L189 134H187L188 135V137H192V135H194ZM203 134H201V136L200 135H196L197 137L198 136H200L201 138H202V135ZM229 134V133H228ZM233 134H235V133H233ZM46 135V134H45ZM45 135H43V136H45ZM190 135V136H189ZM207 135V134H206ZM237 135V134H236ZM180 136H177V137H175V138H177V141H179V142H181V140H182V138L180 137ZM9 137V136H8ZM16 137V136H15ZM15 137H14V139H12L11 137L9 138V139H11V141L12 140H14L15 141ZM24 137H25V135H24ZM23 137V138H24ZM107 137V136H106ZM143 137V136H142ZM170 137V136H169ZM181 138V139H179L178 140V138ZM187 137V136H186ZM195 137V136H194ZM27 138V137H26ZM33 138V137H32ZM34 138H35V136H34ZM47 138H49V136L47 137ZM88 138H91L90 136L88 137ZM95 138V139H96ZM102 138V137H101ZM163 138V137H162ZM193 138V137H192ZM196 138V137H195ZM200 138V139H201ZM204 138V137H203ZM202 138V139H203ZM205 138H206V136H205ZM8 139V140H9ZM45 139H46V136H45ZM44 139V140H45ZM56 139H58V137H56ZM103 139H104V137H103ZM106 139V138H105ZM104 139V140H105ZM109 139V138H108ZM164 139V138H163ZM170 139H172V138H170ZM199 139V138H198ZM197 139V140H198ZM228 139H229V137H228ZM228 139H226V141L228 140ZM67 140V139H66ZM94 140V139H93ZM101 140V139H100ZM107 140V139H106ZM167 140H165L164 141V144H165V142L166 143H168V141ZM185 140V139H184ZM192 140V139H191ZM196 140V139H195ZM7 141V140H6ZM34 141H35V143L33 142L32 143V141H27V142H29V143H31L30 144V146L33 144V145H35L36 146V140L34 139ZM68 141V140H67ZM77 141V140H76ZM95 141V140H94ZM99 141V140H98ZM151 141H153V139L151 140ZM161 141H162V139H161ZM160 141V142H161ZM170 141V140H169ZM171 141H173V140H171ZM200 141V140H199ZM24 142H26V141H24ZM25 143V144H27V145H29L28 143ZM45 142H46V140H45ZM66 142V141H65ZM97 142V141H96ZM141 142V141H140ZM139 142V143H140ZM193 142H194V140H193ZM195 142H197V141H195ZM217 142V141H216ZM8 143H10V144H12V143H16L15 145H17V142L15 141V142H8ZM7 142H3L1 145H0V149L1 148H3L6 144H8ZM43 143V142H42ZM116 143V142H115ZM120 143V142H119ZM158 143V142H157ZM162 143H163V141H162ZM170 143H173V142H169V144ZM174 143H175V141H174ZM176 143H178V142H176ZM218 143V145H219V142H217ZM13 144V145H14ZM46 144V143H45ZM71 144H73L72 142H71ZM80 144V143H79ZM79 144L77 145V147H80V146H82V145H80L79 146ZM85 144V146H87V145H92L93 144V141H90V142H86V143H84ZM83 144V145H84ZM97 144V143H96ZM122 144V143H121ZM130 144V143H129ZM152 144V142L149 144V145H151ZM153 144H154V141H153ZM159 144V143H158ZM158 144H154V146H156V145H158ZM264 144V143H263ZM12 145V147L14 148V146ZM24 145V144H23ZM74 145V144H73ZM94 145V144H93ZM114 145H116V144H114ZM123 145V144H122ZM166 145V144H165ZM168 145V144H167ZM46 147V145H44V143H43V147ZM50 146V145H49ZM65 146V145H64ZM72 146V145H71ZM151 146H153V145H151ZM159 146L160 147H162V144H159ZM223 146V145H222ZM221 145H220V147H222ZM261 146H264V145H261ZM32 147V149H33V146H31ZM47 147H48V145H47ZM46 147V148H47ZM68 147V146H67ZM157 147V146H156ZM165 147V146H164ZM218 147V146H217ZM75 148V147H74ZM82 148H83V146L81 147V150H82ZM87 148V147H86ZM89 148L91 149V146H89ZM94 148V147H93ZM124 148H126V147H124ZM137 148V147H136ZM139 148V147H138ZM137 148V149H138ZM152 148V147H151ZM85 149V148H84ZM89 149V150H90ZM122 149H123V147H122ZM135 149V148H134ZM133 149V150H134ZM137 149H135L136 151H137ZM141 149V148H140ZM159 149V148H158ZM157 148H156V150H158ZM219 147L217 148V150L219 151ZM223 149V148H222ZM257 149V148H256ZM259 149V148H258ZM263 149H264V147H263ZM27 151L25 152V154L26 153H28V151L30 152V153H32L31 151H30V149L28 150V147H27V149H26ZM34 150V149H33ZM43 150L44 149H42V152H43ZM47 150H51V148H48ZM64 150H65V148H64ZM87 150V149H86ZM119 150V149H118ZM127 150H128V148H127ZM126 150V151H127ZM131 150V149H130ZM129 150V151H130ZM132 150V151H133ZM152 150H155V149H152ZM151 150V151H152ZM155 150V151H156ZM221 150V149H220ZM226 150V149H225ZM224 150V151H225ZM227 150H229V149H227ZM255 150V149H254ZM48 151V152H49ZM59 151V150H58ZM69 151V150H68ZM73 151H75V149L73 150ZM72 151V152H73ZM80 151V150H79ZM83 152H84V150H82ZM125 150L123 149L122 150V153L124 152ZM155 151H152L151 153H153V152H155ZM222 151L223 150H221V151H219V152H221V154H222ZM230 151V150H229ZM249 151V150H248ZM257 150H255V155L256 154H258V155H256V156H258V158H260L259 156V154L260 153H257L256 152ZM48 152H46L45 151V154H47ZM60 152H62V151H60ZM128 152V151H127ZM139 152V151H138ZM141 152H142V149H141ZM141 152H139V153H141ZM209 152V151H208ZM207 152V153H208ZM254 152V151H253ZM253 152H251V154L253 153ZM30 153H28V155L30 154ZM75 153H77L76 151H75ZM81 153V152H80ZM93 153V152H92ZM121 153V152H120ZM129 153V152H128ZM137 153V152H136ZM143 153V152H142ZM141 153V154H142ZM156 153V152H155ZM155 153H154V155H155ZM206 153V154H207ZM225 153V155H226V151L224 152ZM224 153H223V155H224ZM232 153H234V152H232ZM237 153V152H236ZM242 153V152H241ZM249 153V152H248ZM62 153H60V155H61ZM73 154V153H72ZM91 154V153H90ZM90 154H87V155H90ZM123 154H125V153H123ZM133 154H135V151H134V153ZM144 154V153H143ZM31 155V154H30ZM30 155H29V157H30ZM42 155V154H41ZM48 155V154H47ZM121 156H122V154H120ZM119 155V156H120ZM139 155V154H138ZM137 155V156H138ZM153 155V154H152ZM152 155H151V160L154 158V157H152ZM153 155V156H154ZM209 155H212V154H210V153H208V155L206 156L205 155V157L203 158V159H205V161H204V163L206 162V160H207V157H208V159L210 160L211 159V157L213 156H209ZM233 155V154H232ZM238 155V154H237ZM237 155H234V156H237ZM243 155V154H242ZM241 155V156H242ZM245 155V154H244ZM246 155H247V153H246ZM250 155V154H249ZM249 155H247L246 156V158L249 156ZM253 155V154H252ZM2 156V155H1ZM27 156V155H26ZM70 156V155H69ZM77 155H75V157H76ZM82 156V155H81ZM120 156V157H121ZM191 156V154H189V156H187L188 158H187V160H186V162H185V164H187V162H188V164H187V166L189 165V163L191 162V161H193V160H195V158L193 157L192 159L193 160H191L189 157ZM32 157V156H31ZM30 157V158H31ZM35 157V156H34ZM47 157H49V156H47ZM156 157V156H155ZM251 157H253V156H251ZM52 158V157H51ZM71 158V157H70ZM227 158H232V157H227ZM240 158H244V157H240ZM254 158V157H253ZM28 159V158H27ZM123 159H124V156H123ZM155 159V161H156V159L157 158H154ZM154 159L152 160L153 162H154ZM235 159V158H234ZM239 159V156H238V158H237V161H239L238 160ZM248 159H250V158H248ZM29 160V159H28ZM64 160V159H63ZM102 160V159H101ZM100 160V161H101ZM113 160H115V159H113ZM118 160V159H117ZM199 160V159H198ZM202 160H200V162L202 161ZM208 160V161H209ZM225 160H227V161H229L228 159H225ZM244 160H246L245 158H244ZM254 160V159H253ZM261 160V159H260ZM30 161H32V159L30 160ZM121 161H122V158H121ZM124 161V160H123ZM202 161V162H203ZM207 161V163H209ZM231 161H232V159H231ZM236 161V162H237ZM249 161V160H248ZM248 161H244V162H247V164H248ZM258 161V160H257ZM33 162H34V160H33ZM45 162V161H44ZM43 162V163H44ZM49 162V161H48ZM115 162V161H114ZM151 162V161H150ZM156 162H158V161H156ZM197 163V161L195 160L194 161V163L193 164H195V165H193L194 167L196 166V163ZM211 162H213V160H211ZM234 162V161H233ZM232 162V163H233ZM240 162V161H239ZM239 162H238V164H239ZM242 162H243V160H242ZM255 162V160L253 161V163ZM31 163L32 162H30L28 165L30 166L31 165ZM56 163V162H55ZM70 163H72V162H70ZM74 163V162H73ZM76 163V162H75ZM116 163V162H115ZM162 163V162H161ZM204 163H201L202 165L204 164ZM207 163H205V164H207ZM214 163V162H213ZM231 163V162H230ZM241 163V162H240ZM249 163H251V165L250 164H248V165H250L249 166V170H253V172H252V175H250V176H245L243 173L241 174V175H243L242 177H241V175H239L238 177H240V179L239 180H235L236 179V173H234V171H233V173H231L232 175H229V172H232V169H231V171L229 170L228 171V169H226L225 171H224V173H222L223 172V170H220L221 171V173H222V175L220 176L221 178L220 179H218V181L219 180H221L222 181V184L223 183H225V182H227L228 183V181H229V183H234V180L235 181H237L236 183L237 184H235V186H236V189L234 190V192H233V194L231 195L230 194V196L229 197H224L225 198V200L223 199V201H224V211L222 212L221 211V214L219 215V218H218V216H217V219L219 220V222H218V220H217V222L218 223H224L225 222V220H226V217H227V213H226V211H227V209H229V208H232V211L234 210V214H240L241 212H243V201H241V199H239V197H240V195H239V197H238V194L239 193H241L243 190H245L244 191V193L246 192V189H247V186H248V184H249V186L251 185L250 184V181H252L251 183L252 184H254L255 186H256V188H264V170H262L263 168H264V165H263V168H261V169H257V168H260V166L262 167V165H260L259 167H257L258 165H257V162H255L253 165H252V162H249ZM259 163V162H258ZM41 164V163H40ZM49 164V163H48ZM92 164H93V162H92ZM100 164V163H99ZM98 164V165H99ZM151 164H153L154 165V167H156V165L154 164V163H151ZM159 164V163H158ZM157 164V165H158ZM165 165H166V167L167 168H164V166L162 167H160L159 169H161L162 170V168H164V169H168V164L167 163H164ZM191 164H192V162H191ZM204 164V165H205ZM260 164H261V162H260ZM34 165H35V167L34 168H37V163L35 164L34 163ZM34 165H32V167L34 166ZM44 164H42V166H43ZM56 165H57V163H56ZM69 165V164H68ZM85 165H86V163H85ZM150 165V164H149ZM153 165L151 166L150 165V167H149V169L150 168H152V169H154L153 168ZM159 165H161V164H159ZM163 165V164H162ZM197 165H199V167H201L200 166V164H197ZM241 165H242V167H243V164L241 163ZM39 166V165H38ZM45 166V165H44ZM47 166V165H46ZM45 166V167H46ZM50 166V165H49ZM72 166H74L75 167V165L73 164ZM80 166V165H79ZM103 166V165H102ZM186 166V167H187ZM192 166V165H191ZM191 166L189 165V167H187L188 168V170H187V168H186V172H187V175H189L188 174V171H190L189 173H191L192 172V170H195L196 172L194 173V174H197L198 172H200L201 171V173L200 174H202V170H203V167H205V166H207V165H205V166H203L202 167V170H200L201 168H199L198 166H197V170L195 169V168H192L191 169ZM192 166V167H193ZM212 166L214 167V166H216V168L217 167H219V166H217V165H211V166H209V167H211L212 168ZM239 166H240V164L238 165V168L237 169H239ZM244 166H245V164H244ZM254 166V167H253ZM32 167H29V168H27V166L25 167V168H27L28 170H30V168H31V170H34V168L32 169ZM40 167H41V165H40ZM39 167V169H42V168H40ZM65 169L63 170V172H61L62 173V178L61 179H65L66 181H67V179L65 178L68 174H69V172L71 171V168H69L68 166L66 167V163H65ZM82 167V166H81ZM89 167V166H88ZM107 167H109V165H107ZM106 167V168H107ZM148 167V166H147ZM235 167H237L236 165H235ZM240 167L241 168V170L244 168L245 169V167ZM250 167H253V168H250ZM255 167H257L256 169H255ZM44 168V167H43ZM73 168V167H72ZM76 168H79V167H76ZM85 168H86V166H85ZM104 168V167H103ZM182 168L183 167H181V169H179V171H180V173L181 172H183L182 171ZM190 168V169H189ZM206 169H207V167H205ZM246 168H248V167H246ZM38 169V168H37ZM45 169V168H44ZM83 170H85L84 168H82ZM145 169H147V168H145ZM157 169V168H156ZM155 169V170H156ZM205 169V170H206ZM214 169L215 168H213V170L212 171H214ZM224 169V168H223ZM43 170V169H42ZM42 170H40V171H38V174L39 173H42V172H44V170L42 171ZM47 171H48V167H47V169H46ZM55 170V169H54ZM62 170V169H61ZM77 170V169H76ZM101 170V169H100ZM151 170V169H150ZM154 170V171H155ZM169 170V169H168ZM27 171V170H26ZM35 171H36V169H35ZM35 171H33V172H35ZM50 171V170H49ZM56 171H58L59 172V170L57 169ZM74 171H75V169H74ZM165 171V176L163 175L164 172ZM173 171V170H172ZM175 172L176 171H178L177 169H175L174 170ZM185 171V170H184ZM219 171V170H218ZM28 172V171H27ZM37 172V171H36ZM35 172V173H36ZM85 172V171H84ZM149 172V174L151 173L152 175H153V173H152V171L150 172V171H148L147 170V173ZM159 172H160V170H159ZM158 171H157V174H160L161 175V177H158L159 179L161 178V179H167V174H169V173H171V171H167V174H166V170H163V172H161V173H159ZM194 172V171H193ZM216 172V171H215ZM226 172V173H225ZM228 172V173H227ZM250 173V171H248L247 170V173ZM16 173V172H15ZM34 173V174H35ZM45 173V172H44ZM48 173V172H47ZM53 173H54V175H55V172L53 171ZM73 173V172H72ZM77 173H80V171L79 172H76L75 173V178L78 176V175H80V174H77ZM146 173V172H145ZM146 173V174H147ZM179 173V172H178ZM177 173V176L175 177L176 179H177V177L178 178H180L179 176V174ZM183 173H185V172H183ZM183 173H181V175H183ZM218 173V172H217ZM248 173V174H249ZM17 174V173H16ZM22 174V173H21ZM28 174V173H27ZM33 174V173H32ZM33 174V175H34ZM43 174V173H42ZM51 173H49V175H50ZM74 174V173H73ZM148 174V175H149ZM150 174V175H151ZM173 174H175L174 172H173ZM193 174V175H194ZM216 174V173H215ZM233 174H235L234 176H233ZM0 175H1V173H0ZM15 175V174H14ZM25 175V174H24ZM39 175H41V174H39ZM49 175H47V177L49 176ZM53 175V176H54ZM57 175V174H56ZM77 175V176H76ZM151 175V176H152ZM155 175H156V173H155ZM159 175V176H160ZM169 175H171V174H169ZM179 175V176H178ZM192 175V173L190 174V176ZM199 175V174H198ZM238 175V174H237ZM29 176V175H28ZM52 176V175H51ZM73 176V175H72ZM81 176V175H80ZM149 177V176H147L148 178H152V177ZM158 176V175H157ZM164 176V178H162ZM232 176V177H231ZM236 176V177H235ZM1 177V176H0ZM3 177V176H2ZM1 177V178H2ZM11 177V176H10ZM13 177V176H12ZM11 177V178H12ZM27 177V176H26ZM36 177H38V175H36ZM47 177L45 178V179H47ZM55 177V176H54ZM71 177V176H70ZM168 177H170V179H168V180H172L171 179V176H168ZM235 179H234V178ZM4 178H6V176L4 177ZM8 178V180H9V176L7 177ZM33 178H35V175L33 176ZM53 178V177H52ZM52 178H50V179H52ZM58 178V177H57ZM73 178V177H72ZM156 178V177H155ZM155 178H152V179H154V181H156L155 180ZM173 178V180H174V176L172 177ZM232 178V179H231ZM250 178H251V180H250ZM15 179V178H14ZM19 179H23V178H19ZM25 179V178H24ZM27 179V178H26ZM42 179V178H41ZM49 179V180H50ZM54 179V178H53ZM158 179V180H159ZM231 179V180H230ZM28 180V179H27ZM39 180V179H38ZM43 180V179H42ZM74 180H76V179H74ZM81 180V179H80ZM1 181V180H0ZM4 181H5V179H4ZM4 181H2V182H4ZM17 181H19V180H17ZM17 181H14V182H17ZM44 182H45V180H43ZM52 181V180H51ZM220 181V182H221ZM1 182V183H2ZM5 182H7V181H5ZM46 182H47V180H46ZM45 182V183H46ZM57 182V181H56ZM55 182V183H56ZM75 183H76V185H77V183L78 182H76V181H74ZM0 183V184H1ZM24 183H25V185H21L20 184V182L19 183H13V182H11V184H9V182L6 184V186L5 185H2V187L0 186V211H2L3 209H7V211H8V213H9V215H11L13 218H15L16 220H18L19 222H20V227H19V229L17 230V232H16V237L15 238H18V240H25L26 238H29L30 239V241H32V243L30 244V245H27V244H24V242H22L23 244H24V246H21L20 247V245L19 246H15V247H13L12 249L11 248H9V250L11 249L12 251H8V253L7 254H9L8 256L9 257H11V256H16L17 258H20V259H22V261H26V262H29L28 260H30L31 261V259H30V257L32 256V254L33 253H35L36 251H40L39 249V247H41L39 244H38V240H36L37 238H39V237H41L42 235H43V233L45 232L44 231V228H45V226H46V228H47V224H48V219L46 220V221H43V223H42V226L40 225L39 226V224L37 225V222H35L34 221V216H35V211L33 210V208H30V207H28V208H26V210H24V214H21V213H19V211H17L16 210V212H11L12 210L11 209H8L7 207H9V206H7V199H6V197L10 194V195H18L19 196V194H22L25 190L26 191H32L33 193H36V194H39V195H43V194H47V193H49V194H51L50 195V197L54 194V193H56V191L58 190V188H57V186H56V188H57V190L55 189V188H48V187H46L45 185L47 184H45V185H43L42 184V181L41 182H39V181H37L36 179H35V181L34 180H29V181H27V182H25V180H24ZM23 183V184H24ZM58 183H60V182H58ZM68 183V182H67ZM3 184V183H2ZM5 184V183H4ZM64 184V183H63ZM66 184V183H65ZM71 184V183H70ZM68 185V184H67ZM66 185V186H67ZM75 185V186H76ZM80 185V184H79ZM51 186V185H50ZM52 186L54 187V185L52 184ZM51 186V187H52ZM61 186H62V182H61ZM60 186V187H61ZM65 185H63L62 187H64ZM248 186V187H249ZM253 186V185H252ZM251 186V187H252ZM60 191H62L61 189H59ZM58 190V191H59ZM66 191V190H65ZM64 191V192H65ZM259 192L261 191V190H258ZM258 191H257V189H256V192L258 193ZM252 192H254V191H251V193ZM256 192H254L255 194H256ZM248 193L249 192H247V194L245 193V196L246 195H248ZM58 194H59V192H58ZM58 194H57V196H58ZM65 194V193H64ZM264 194V193H263ZM9 195V196H10ZM243 195V194H242ZM260 195V194H259ZM54 196V195H53ZM56 195H55V197H57ZM63 196V195H62ZM244 196V198H246ZM249 196V197H248ZM247 197L248 198H250L249 200H248V208H247V210H246V213L244 214V215H246V217L247 218H250V214H251V211L255 208V207H257L259 204V202H258V200H260L262 197H260V199H258V197L256 196V195H252L251 197H250V195H248ZM38 197V196H37ZM60 197V196H59ZM12 198H13V196H12ZM18 198V197H17ZM22 198V197H21ZM43 198V197H42ZM241 198V197H240ZM29 199H31V197L29 198ZM44 199V198H43ZM48 199V198H47ZM263 199V198H262ZM9 200H11V198L9 199ZM15 200L16 199H14L13 200V202H15ZM18 200V199H17ZM32 201V199L30 200V202ZM41 198H38L37 200H35V204H41ZM55 201V200H54ZM263 201V200H262ZM12 202V201H11ZM10 202V203H11ZM44 203H45V201H43ZM50 202V201H49ZM18 203H19V201H18ZM27 203H29L28 201H27ZM262 203V202H261ZM15 204V203H14ZM26 204V203H25ZM222 205H223V203H221ZM12 206H14L13 204H12ZM18 207V206H17ZM12 208V207H11ZM262 208H263V206H262ZM44 210V211H43ZM42 210V214L43 215H46V214H49L50 213V210H51V208L48 210V208H46V209H43ZM216 210V209H215ZM209 211V210H208ZM206 212V211H205ZM210 212V211H209ZM212 212V211H211ZM230 212H231V209H230ZM4 213H6V212H4ZM51 213H52V211H51ZM50 213V214H51ZM213 213H215V212H213ZM233 213V212H232ZM244 213V212H243ZM7 214V213H6ZM6 214H4L5 215V217H6ZM37 214V213H36ZM53 214V213H52ZM207 214H208V212H207ZM206 214V215H207ZM55 215V214H54ZM202 215V214H201ZM37 216V215H36ZM50 216H52V215H50ZM211 216V215H210ZM214 216V215H213ZM239 216V215H238ZM1 217V216H0ZM199 217V216H198ZM209 216H205V215H202V216H200L199 217V222H201V223H207L208 222V224L209 223H211V220L208 218ZM49 218V220H50V217H48ZM54 218V217H53ZM52 217H51V222H52V219H53ZM184 218V217H183ZM190 218V217H189ZM213 218V217H212ZM215 218H216V214H215ZM214 218V219H215ZM228 218V217H227ZM45 219V218H44ZM44 219H42V220H44ZM192 219V218H191ZM213 219V220H214ZM229 219V218H228ZM253 219V218H252ZM42 220H40V221H42ZM181 220V219H180ZM213 220H212V223H214L215 224V221L213 222ZM7 221V220H6ZM39 221V222H40ZM197 221V220H196ZM248 221V220H247ZM254 221V220H253ZM253 221H251V222H249V223H251V225H252V223H253ZM10 222V221H9ZM178 222V221H177ZM41 223V222H40ZM45 223H47V224H45ZM180 223H182V222H180ZM1 224L3 225V223L1 222ZM51 224V223H50ZM168 224V223H167ZM198 224V223H197ZM166 225V224H165ZM206 225V224H205ZM212 225V224H211ZM216 225V224H215ZM221 225V224H220ZM226 225V224H225ZM174 226V225H173ZM179 226V225H178ZM203 226V225H202ZM209 226V225H208ZM44 227V228H43ZM185 227H186V225H185ZM217 227H219V226H217ZM253 227V226H252ZM264 227V208L262 209V213H261V216L259 217L258 216V218H257V220H255V230H253L254 231V233H255V235L254 236H256V235H258V234H260L261 233V230H262V228ZM45 228V229H46ZM180 228V227H179ZM179 228H178V230H179ZM213 228V227H212ZM222 228H224V227H222ZM221 228V229H222ZM251 228V227H250ZM250 228H244V229H242L243 230V232H245V233H249V232H251V230H250ZM6 229V228H5ZM12 229V228H11ZM159 229V228H158ZM158 229L155 231V232H157L158 231ZM181 229V228H180ZM186 229V228H185ZM202 229H206L205 227H203ZM214 229H215V227H214ZM159 230H161V229H159ZM188 230V229H187ZM242 230L240 231V232H242ZM1 231V230H0ZM6 231V230H5ZM8 231V230H7ZM176 231V230H175ZM180 231V230H179ZM191 231L192 230H190V232H188L189 233V235H190V233H191ZM194 231H195V229H194ZM194 231H192V233L194 232ZM201 231V230H200ZM204 231V230H203ZM206 231V230H205ZM204 231V232H205ZM224 231V230H223ZM198 232V231H197ZM202 232V231H201ZM211 232V231H210ZM218 232V231H217ZM264 232V231H263ZM158 233H159V231H158ZM207 233V232H206ZM209 233V232H208ZM212 233V232H211ZM253 233V232H252ZM45 234V233H44ZM181 234H182V232H181ZM180 234V235H181ZM194 234V233H193ZM217 234V233H216ZM261 234H263V233H261ZM10 235H11V233H10ZM179 234H176L174 231H173V229H172V227H170V226H167L166 228H165V230H164V234H163V236H164V240L167 242V245H166V250L168 251V252H172L173 251V247L175 246V245H177L178 243H180L182 240H184L181 236H180ZM207 235H209V234H207ZM212 235V234H211ZM45 236V235H44ZM155 236V235H154ZM195 236V235H194ZM203 236V235H202ZM222 236V231H220L219 232V234L217 235V236H211V237H209V238H206V240H205V247L203 246V247H201V248H198V254L199 255H201L202 257L201 258H203V256L204 255H206L207 254V252H208V250L210 249V248H212V247H214V244L218 241L219 242V239H220V237ZM246 236H248V235H246ZM264 236V235H263ZM147 237V236H146ZM153 237V236H152ZM161 237V236H160ZM184 237V236H183ZM189 237V236H188ZM258 237H260V235L258 236ZM31 238H33V239H31ZM43 238H45V237H43ZM126 238V237H125ZM129 238V237H128ZM187 238V237H186ZM204 238V237H203ZM222 238H224V237H222ZM221 238V239H222ZM118 239V238H117ZM143 239V238H142ZM148 239V238H147ZM162 239V238H161ZM188 239V238H187ZM190 240L192 239V238H189ZM196 239V238H195ZM42 240V239H41ZM122 240V239H121ZM130 240V239H129ZM193 240V239H192ZM9 241V236H8V234L7 233H4L2 236H0V250L4 247V245H6V243ZM14 241V240H13ZM115 241V240H114ZM131 241V240H130ZM147 241V240H146ZM186 241V240H185ZM196 241V240H195ZM200 241V240H199ZM202 241V240H201ZM16 242H17V240H16ZM42 242V241H41ZM41 242H39V243H41ZM113 242V241H112ZM126 242H128V241H126ZM132 242V241H131ZM162 242V241H161ZM164 242V241H163ZM182 242H184V241H182ZM188 242V241H187ZM189 242H191V241H189ZM188 242V243H189ZM104 243V242H103ZM129 243V242H128ZM132 243H134V242H132ZM145 243V242H144ZM150 243V242H149ZM155 243V242H154ZM153 243V244H154ZM157 243V242H156ZM155 243V244H156ZM225 243V242H224ZM19 244V243H18ZM106 244V243H105ZM143 244V243H142ZM151 244H152V242H151ZM160 243H158L157 245H159ZM201 244V243H200ZM217 244V243H216ZM220 244H221V242H220ZM7 245H8V243H7ZM26 245V246H25ZM135 245V244H134ZM133 245V246H134ZM163 245V244H162ZM201 245H203V244H201ZM222 245V244H221ZM9 246V245H8ZM8 246H5V247H8ZM104 246V245H103ZM133 246H131V244L129 245V244H127V243H125V241L124 242H122V241H120V240H116V242L112 245V247L113 248H115L116 250H115V253H116V251H117V249H121L122 251V255H118V258H120L121 257V259H119V260H117V258L115 259V260H113V258H115V257H113V258H110L109 257V254H108V252H107V249L106 248H104V247H102V249L99 247L98 249H100L98 252H96L98 249H96V253L93 255L92 254V257L90 256V257H87V256H89V255H83V256H85V257H80V259L79 260H77L78 262H76V264H132V263H134V264H139V260H143L144 258H142V257H144V255L146 254V252H147V250L145 251L144 249H142V248H140L139 246H135V247H133ZM144 246V245H143ZM149 245H147V243H146V248L148 247ZM190 246H194V247H200L199 246V244H198V246H195V244L193 243V245H188V247H190ZM224 246V245H223ZM9 247H11V246H9ZM144 247V248H145ZM217 247H219V246H217ZM145 248V249H146ZM191 248V247H190ZM216 248V247H215ZM177 249V247L175 248L174 247V250H176ZM186 249V248H185ZM192 249H193V247H192ZM5 250H8L7 248H5ZM152 250V249H151ZM180 250V249H179ZM178 250V251H179ZM193 250H195V248L193 249ZM43 251V250H42ZM94 251V250H93ZM92 251V252H93ZM153 251H157V253H158V248L157 247H155L154 249H153ZM188 251V250H187ZM186 251V252H187ZM2 252H4V250H2ZM111 252H113V251H111ZM149 252V251H148ZM162 252V251H161ZM181 252H182V249H181ZM1 253V252H0ZM166 253V252H165ZM173 253V252H172ZM191 253H193V252H191ZM40 254V253H39ZM39 254H37V255H39ZM83 254V253H82ZM160 254V253H159ZM163 254H164V252H163ZM162 254V255H163ZM187 254V253H186ZM196 254V253H195ZM209 254V253H208ZM207 254V255H208ZM81 255V254H80ZM111 255V254H110ZM130 255H133L134 256V258H133V256H132V259L133 260H131V259H129L131 256ZM149 255H150V253H149ZM148 255V256H149ZM153 255V254H152ZM169 255H170V253H169ZM192 255V254H191ZM197 255V254H196ZM41 256H42V254H41ZM120 256V257H119ZM164 256V255H163ZM163 256L161 257V258H163ZM166 256V255H165ZM190 256V255H189ZM193 256V255H192ZM198 256V255H197ZM196 256V257H197ZM15 257V258H16ZM35 257H37V256H35ZM149 257H152L151 255L149 256ZM148 257V258H149ZM167 257H169V256H167ZM188 257V256H187ZM5 258H6V255H5ZM40 258V257H39ZM49 258H51V257H49ZM76 258V257H75ZM142 258V259H141ZM159 258V257H158ZM198 258H200V257H198ZM11 259L13 260V258L11 257ZM43 259V258H42ZM71 259V258H70ZM157 259V258H156ZM173 259L175 260V259H178V256L177 257H173ZM219 259V258H218ZM6 260V259H5ZM5 260H0V264H6L7 262H5ZM11 260V261H12ZM16 260V259H15ZM35 260V259H34ZM150 260V259H149ZM153 260H154V257H153ZM152 260V261H153ZM201 260V259H200ZM204 260V259H203ZM11 261H9V262H11ZM40 261V259L38 260V262ZM42 261V260H41ZM43 261H45L46 262V260H44L43 259ZM75 261V260H74ZM194 261V260H193ZM202 261V260H201ZM38 262H35V263H38ZM45 262H43V263H38V264H45ZM48 262H50V261H48ZM47 262V263H48ZM63 262V261H62ZM68 262V261H67ZM71 262V261H70ZM147 262V261H146ZM192 262V261H191ZM190 262V263H191ZM207 262V261H206ZM205 262V263H206ZM214 262V261H213ZM18 263V262H17ZM32 263H33V260H32ZM140 263H142V261L140 262ZM8 264V263H7ZM10 264H12V263H10ZM55 264V263H54ZM66 264V263H65ZM67 264H69V263H67ZM71 264V263H70ZM161 264V263H160ZM202 264V263H201ZM204 264V263H203Z\"/></svg>",
    "mask_w": 264,
    "mask_h": 264
}]
</instances>
